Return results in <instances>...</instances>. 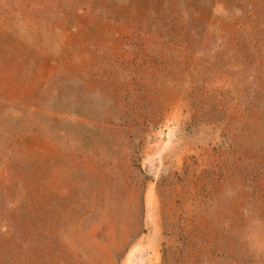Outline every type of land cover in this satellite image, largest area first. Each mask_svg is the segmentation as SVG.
Segmentation results:
<instances>
[{
  "label": "rangeland",
  "instance_id": "374dc122",
  "mask_svg": "<svg viewBox=\"0 0 264 264\" xmlns=\"http://www.w3.org/2000/svg\"><path fill=\"white\" fill-rule=\"evenodd\" d=\"M0 264H264V0H0Z\"/></svg>",
  "mask_w": 264,
  "mask_h": 264
}]
</instances>
